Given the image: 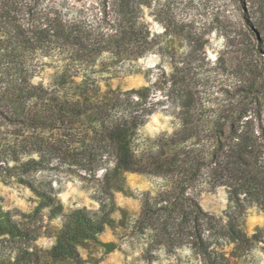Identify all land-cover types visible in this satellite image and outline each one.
<instances>
[{
	"label": "trees",
	"instance_id": "trees-1",
	"mask_svg": "<svg viewBox=\"0 0 264 264\" xmlns=\"http://www.w3.org/2000/svg\"><path fill=\"white\" fill-rule=\"evenodd\" d=\"M148 5V0H95L88 9L0 0V177L32 188V175L42 170L62 167L93 177L107 169L97 212L69 213L47 250L31 246L38 230L22 232L11 225L0 248L13 242L16 253L0 255V264H86L77 246L103 232L125 173L166 182L163 190L143 195L138 215L128 223V237L142 244L146 262L156 252L186 250L195 264H237L262 242L261 230L246 231L248 210L264 212L259 110L251 115L239 102L204 116L187 92L179 129L143 149L136 143L139 130L155 110L149 88L99 87L97 76L107 64L132 63L156 48L157 39L142 20ZM245 21L263 72L264 18L251 23L245 16ZM37 56L59 64L46 86L31 82ZM253 84L249 95L258 91ZM218 187L227 194L219 215L198 201L201 192Z\"/></svg>",
	"mask_w": 264,
	"mask_h": 264
},
{
	"label": "rangeland",
	"instance_id": "rangeland-1",
	"mask_svg": "<svg viewBox=\"0 0 264 264\" xmlns=\"http://www.w3.org/2000/svg\"><path fill=\"white\" fill-rule=\"evenodd\" d=\"M148 2L142 20L156 37V48L132 63L107 64L97 76L102 90L149 88L155 110L139 130L136 143L140 148L179 129L180 103L187 92L202 110L197 113L209 116L214 108L240 102L248 105L251 115L259 110L264 125L263 60L256 54L255 39L245 21V16L251 23L264 18V0ZM63 3L88 9L95 6V0H40L42 6ZM32 63L31 82L44 86L59 65L55 58L43 56ZM251 84L258 91L249 95ZM106 170H98L92 177L84 171L69 174L62 167L46 169L32 175V188L14 178L0 177V240L10 238V226L14 225L22 232L38 230L31 246L50 249L69 213L81 208L99 210ZM165 183L163 177L124 174L121 191L113 194L114 208L103 232L96 240L77 246L86 264H195L186 250L156 252L148 263L142 258V244L128 237V223L138 215L143 195L163 190ZM198 201L205 211L219 215L226 208L227 194L223 187L204 190ZM255 229L262 231V242L237 264H264V212L253 207L247 212L246 231L252 234ZM4 245L0 255L14 257L18 244Z\"/></svg>",
	"mask_w": 264,
	"mask_h": 264
}]
</instances>
